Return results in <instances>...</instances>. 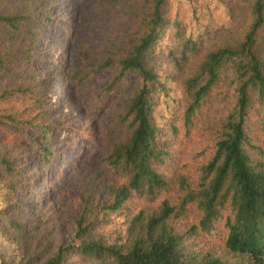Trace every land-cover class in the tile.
Instances as JSON below:
<instances>
[{"label":"trees","instance_id":"trees-1","mask_svg":"<svg viewBox=\"0 0 264 264\" xmlns=\"http://www.w3.org/2000/svg\"><path fill=\"white\" fill-rule=\"evenodd\" d=\"M95 2L106 36L64 74L93 138L61 116L43 60L64 0H0V240L15 248L0 264H264V0ZM39 180L72 184L63 225ZM219 224L226 250L198 247Z\"/></svg>","mask_w":264,"mask_h":264},{"label":"rangeland","instance_id":"rangeland-1","mask_svg":"<svg viewBox=\"0 0 264 264\" xmlns=\"http://www.w3.org/2000/svg\"><path fill=\"white\" fill-rule=\"evenodd\" d=\"M182 3L186 9L188 6L186 0H182ZM225 12L226 10L223 6L218 10L217 16L220 18L224 17ZM97 14L98 11L95 0H89L79 6L76 0H64V5L59 16L60 20L51 31L43 59L45 68L48 70L47 75L52 84L51 88L55 94L57 108L61 116L67 117L72 127L84 130L85 133H89L90 137L93 138L94 134L90 130V126H88L87 120L82 113L79 99L68 86L64 85V74L69 62H79L76 54L78 42L85 40L95 48L104 40L106 29L110 22L106 17L100 16L97 18ZM87 127H89V129H84ZM59 147L61 151V146ZM184 147L185 151L182 155V159H184L183 162H186L188 165L185 170L191 172L192 177H194L196 175L195 170L202 159V149L198 146V134L195 133L192 138L186 139ZM63 153H66L65 157L68 161H73V159L77 160V157L74 156L70 148H64ZM45 183L43 180H39V182L36 181L33 184V189L42 190L46 197H48L49 194L52 196L53 205L58 210L60 208L62 209L63 217L57 216V220L62 221L63 225L66 216L75 213L78 205V200L72 188V184L69 182L66 188H60L62 190V195L60 197L58 195L59 191H53V189L49 190ZM198 218L197 208L193 206L189 209L187 217L183 221L193 223L196 222ZM226 236V228L223 224H219L211 234L200 233L195 242L200 248H211L216 250L217 253H223L226 250ZM60 239L68 241L69 237L65 231H63L62 237L56 238V240ZM51 242V239L46 240L47 244ZM13 251H15V248L6 244L5 241L0 240L1 254L7 256Z\"/></svg>","mask_w":264,"mask_h":264}]
</instances>
